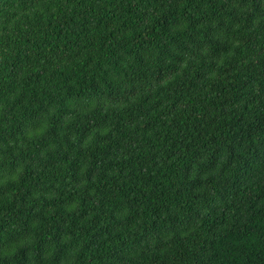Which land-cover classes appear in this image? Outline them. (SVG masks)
<instances>
[{
	"label": "trees",
	"instance_id": "trees-1",
	"mask_svg": "<svg viewBox=\"0 0 264 264\" xmlns=\"http://www.w3.org/2000/svg\"><path fill=\"white\" fill-rule=\"evenodd\" d=\"M0 264H264V0H0Z\"/></svg>",
	"mask_w": 264,
	"mask_h": 264
}]
</instances>
